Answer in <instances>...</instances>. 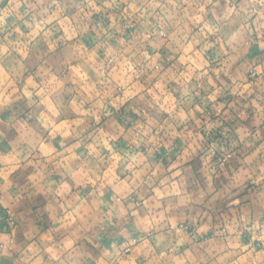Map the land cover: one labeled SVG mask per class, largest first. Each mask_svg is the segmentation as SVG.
<instances>
[{"label":"crops","instance_id":"obj_1","mask_svg":"<svg viewBox=\"0 0 264 264\" xmlns=\"http://www.w3.org/2000/svg\"><path fill=\"white\" fill-rule=\"evenodd\" d=\"M261 31L264 0H0V264H264ZM195 35L255 81L156 100ZM152 51L170 67L136 75Z\"/></svg>","mask_w":264,"mask_h":264},{"label":"rangeland","instance_id":"obj_2","mask_svg":"<svg viewBox=\"0 0 264 264\" xmlns=\"http://www.w3.org/2000/svg\"><path fill=\"white\" fill-rule=\"evenodd\" d=\"M80 10V9H79ZM81 11V15L80 12L79 14L77 13V11H72L69 10V13H75L77 14V16L82 17V18H87L88 17V11L89 10H80ZM76 16V17H77ZM131 27H134V25H132ZM195 32L198 30L197 28L194 29ZM153 32V31H152ZM217 31H214V33H216ZM183 33H187V31L183 32ZM160 35H162L163 37L166 36V34L161 30L159 32ZM154 34L152 33H148L147 34V39L152 38ZM186 38V37H185ZM208 37H205L204 40L201 39V36L198 35L194 37L193 41L188 43L186 41H182L178 44L172 43V47H170L172 50L175 51L176 54L180 55V54H185L186 52H188V55L190 54V51H193V56L192 57H188V58H184V56L178 60L179 62L177 63V65L175 66V68H173V70H169L168 72H166V74H155V76L151 77V80H154V82L157 81V85L158 84H164V86L159 85V87H162L160 91L158 92V96L161 98H157L156 100L159 99H163L164 101H166V103H169L173 100L174 95L176 94L179 96L180 94L178 92H182L183 95V90H174L171 89L170 86H173V84H178L181 83L182 79L185 78V74H187L186 76H188V83L189 82H193L194 83V90L195 89H201V90H205V86L206 83L210 82L213 83V86L216 85L217 82H222V81H233L234 79H237L238 81H244L245 84H250L251 82L255 81V73L253 70H248L247 74L246 72H243L241 75V77L238 78L237 75H235L234 73L229 72V74H223V65L225 62V56L223 54L224 49L222 50V52H220V45L219 43H217L216 41L213 40L212 36H211V40L208 41L207 39ZM264 39V31H261L259 33H255L254 35L249 37V41L248 43L250 44H256L259 40ZM191 51V52H192ZM187 56V55H186ZM169 61H171L168 58H163V54L159 53L157 54V52L153 51L151 53H149V57L148 58H144L142 59V62L137 65L136 67H134L135 69L138 70L136 75H141V77L143 78H147L148 75L150 73H148L149 71H147L146 74V70L148 68L152 69V70H157V72H165L166 69H168L170 67L169 65ZM192 61L193 65L192 68H189L188 70L186 69V65L190 64ZM185 62H188L187 64H185ZM183 65V66H181ZM151 72V71H150ZM181 72H183L181 74ZM153 73V72H151ZM173 73H175L173 75ZM180 73V75L178 76V74ZM129 73L126 74H120V76L116 75V79H112L113 81H118L119 83L121 82H129V79L132 80L133 75L128 76ZM192 75V78H190V76ZM123 76V78L121 77ZM232 76V77H231ZM237 77V78H236ZM118 79V80H117ZM117 82V83H118ZM149 81L147 80V83ZM172 84V85H171ZM167 85V87H166ZM218 86V84L216 85ZM182 87V86H180ZM150 89V88H149ZM147 89L146 93L147 95H145V97H147V99L149 100V96L150 97H154L155 98V91L153 90H149ZM158 90V89H156ZM188 91H190V89H187ZM145 90L143 89L142 92H144ZM174 95H173V94ZM173 96H170V95ZM248 93H243V95H247ZM217 96V94H216ZM177 99V98H176ZM217 99H214L213 101H215ZM148 102H152V101H148ZM175 103L178 104V107L180 106V104L177 102V100H175ZM216 107L213 109L212 114H217L220 113L221 108L219 106V104L215 105ZM151 107L147 105V109H143L142 107L139 109L140 113H142V115H144L145 119H148V109H150ZM164 110L161 111V113H163ZM211 114V113H210ZM149 126V124H147ZM156 128L158 129V131L160 132V134H163V131L168 129V123H159V125L157 123H155ZM150 128L152 127L153 129V125L149 126ZM171 130V128L169 129ZM149 131L150 129L148 128V136H149ZM159 134V135H160ZM147 135V134H146ZM151 138V137H150ZM149 139H147L148 141ZM157 140V139H156ZM217 139L214 138H210L209 139V144L210 147L208 148V153H210V158H213L214 163L213 166L216 169H222L224 167H226V165L231 161V159H233V152L232 150H221L218 148V145H214V143H216ZM213 143V144H212ZM228 144V143H227ZM221 147V145H220ZM208 156V154L206 155Z\"/></svg>","mask_w":264,"mask_h":264},{"label":"built area","instance_id":"obj_3","mask_svg":"<svg viewBox=\"0 0 264 264\" xmlns=\"http://www.w3.org/2000/svg\"><path fill=\"white\" fill-rule=\"evenodd\" d=\"M132 245L128 244L124 249H123V254H127L131 251Z\"/></svg>","mask_w":264,"mask_h":264}]
</instances>
